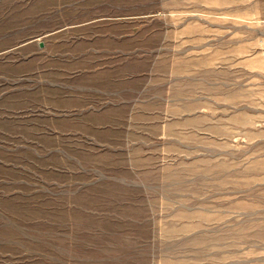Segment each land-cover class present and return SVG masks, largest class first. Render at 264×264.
<instances>
[{
    "label": "rangeland",
    "instance_id": "1",
    "mask_svg": "<svg viewBox=\"0 0 264 264\" xmlns=\"http://www.w3.org/2000/svg\"><path fill=\"white\" fill-rule=\"evenodd\" d=\"M0 264H264V0H0Z\"/></svg>",
    "mask_w": 264,
    "mask_h": 264
}]
</instances>
